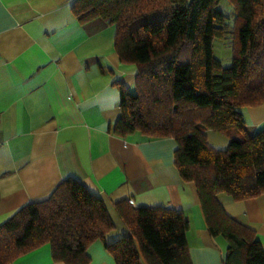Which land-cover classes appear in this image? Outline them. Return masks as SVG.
Returning <instances> with one entry per match:
<instances>
[{"label": "trees", "instance_id": "16d2710c", "mask_svg": "<svg viewBox=\"0 0 264 264\" xmlns=\"http://www.w3.org/2000/svg\"><path fill=\"white\" fill-rule=\"evenodd\" d=\"M71 9L80 23L103 18L113 24L120 61L136 66L133 91L117 84L121 113L110 131L173 137L174 164L195 184L208 232L226 242L222 264H264L255 230L216 198L264 192V130L247 134L237 111L264 103V0H75ZM227 37L231 63L223 66L213 41ZM208 129L230 137L228 147H211ZM115 208L129 234L105 243L113 224L102 200L79 181L62 180L48 198L22 206L0 225V264L43 244L53 261L90 264L86 250L95 240L115 264H192L182 212L126 200Z\"/></svg>", "mask_w": 264, "mask_h": 264}, {"label": "crops", "instance_id": "0c3cea01", "mask_svg": "<svg viewBox=\"0 0 264 264\" xmlns=\"http://www.w3.org/2000/svg\"><path fill=\"white\" fill-rule=\"evenodd\" d=\"M74 1L0 0V225L71 178L106 207L113 227L105 243L129 234L115 202L162 206L188 219L192 264H222L226 242L210 235L195 184L174 164L176 140L110 131L121 113L117 84L133 91L136 66L120 61L114 25L103 18L80 23ZM237 111L247 134L264 130V103ZM204 133L211 147H228L224 133ZM230 135L239 138L240 132ZM216 198L229 216L255 230L264 249V192L240 200L220 192ZM86 252L90 264H115L101 240ZM11 264L64 263L53 261L43 244Z\"/></svg>", "mask_w": 264, "mask_h": 264}, {"label": "rangeland", "instance_id": "374dc122", "mask_svg": "<svg viewBox=\"0 0 264 264\" xmlns=\"http://www.w3.org/2000/svg\"><path fill=\"white\" fill-rule=\"evenodd\" d=\"M222 6L225 12H227V14L230 15L232 7L228 5L225 1L222 3ZM213 55L221 61L223 66L230 65L232 50L230 46V40L228 37L224 40L214 39Z\"/></svg>", "mask_w": 264, "mask_h": 264}, {"label": "built area", "instance_id": "2783aa9c", "mask_svg": "<svg viewBox=\"0 0 264 264\" xmlns=\"http://www.w3.org/2000/svg\"><path fill=\"white\" fill-rule=\"evenodd\" d=\"M129 201L131 202L132 200L130 199Z\"/></svg>", "mask_w": 264, "mask_h": 264}]
</instances>
